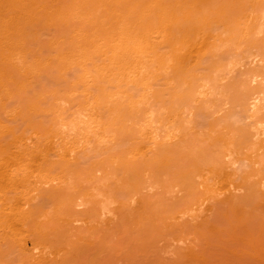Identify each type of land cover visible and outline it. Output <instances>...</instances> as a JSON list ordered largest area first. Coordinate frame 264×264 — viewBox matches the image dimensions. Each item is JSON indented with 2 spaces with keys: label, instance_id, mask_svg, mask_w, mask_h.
<instances>
[{
  "label": "rangeland",
  "instance_id": "obj_1",
  "mask_svg": "<svg viewBox=\"0 0 264 264\" xmlns=\"http://www.w3.org/2000/svg\"><path fill=\"white\" fill-rule=\"evenodd\" d=\"M1 1V6L2 3H6L5 0ZM133 1L135 4L141 5L143 10L151 4V0ZM171 1L162 0L163 6L169 7L173 4V2L170 4ZM26 2H21V5L24 6L15 4L17 10L14 11L21 14L14 11L7 13L4 9L6 4L2 6L4 8L0 6L2 8H0V25L3 22L6 23L7 20L8 22L5 25L7 26L10 23L9 27L0 26V30H6L4 33L0 31L2 33H0V37L4 39H1L0 43V73L4 75L3 72L12 69L9 70V72H12V77L11 74H7L15 82L9 83L5 79L0 85V129L2 131V127L9 128L13 132L12 135L14 134L12 137L15 135L21 137L20 144L17 147L21 148L22 145L23 149L32 150V153H34L33 150H42L44 145L47 144L48 140L46 141V139L51 133L52 135L53 133L57 134L59 138L53 140V144H50L52 150L49 152H46L45 147L43 148L45 153L43 152L42 155H44V161H46L44 165H42L44 163L43 159L40 162V156H38L39 161L38 159L35 161L36 157L34 159L31 157L35 165L34 168L29 167L32 169V173H30L33 174L32 178L29 176L30 174L27 176V172L31 171L26 166V170L28 169V171H25L27 178L30 177L31 180L29 181L32 182L33 180L37 183H32V185L28 181L29 183L26 184L25 182V184L26 186H30L29 184L35 186L37 190L33 191L31 189V192L28 191L32 186L30 188L24 187L27 190L21 188L23 193L28 191L26 196L23 195V199H26V203H28L26 207L34 203V206H31L33 209L29 207V210L33 212L34 207L37 206V211L42 209L43 216L40 211H36L37 213L34 211L32 219L35 221L36 218L39 219L40 223L45 226L51 223L50 226L56 228L48 233V238L60 241L57 246L58 250H61L68 239L75 237L74 235L71 236V232L72 234L74 232V234L78 233V235L76 234V247L83 244L82 249L78 247L81 249H79L80 252L76 250V253L78 252L77 258H74L73 255V258L76 259V263L74 260L75 264H178L179 261L175 260L177 258L175 252H178L179 248V251L181 249L183 251L193 243L199 245L201 236L204 238L203 240L206 236L208 237V233L205 234L206 230H203L205 227L203 223L206 224L209 218H211L208 221L210 223L221 218L223 221L220 222V220V224H225V218L221 217L223 214L231 222L242 216L243 222L246 218L249 219L250 228L264 234V201H261L262 198L261 202L258 201L259 197L258 199L256 197L257 200H255V196L250 195L252 197L251 201V197L249 196L250 199L247 197V192L249 194L251 192L248 191L247 186L252 185L256 179L254 174H257V172L260 175L264 174V150H262L264 144L260 143L259 139L261 138L258 139L259 142L253 140L254 137L250 140L251 135H245L249 134L247 131H250L251 134L255 132L253 128H256V122L264 120V117H262L264 116V109H260L254 115L248 102L245 104L246 98L251 94L261 90L264 91V81H262L264 80V32H262L264 27L261 28V33L255 34L257 28L259 29L257 18L259 13L262 12L261 10H264V0H182L181 5L178 4L173 8L175 21L166 25L164 29L159 27L160 31L157 29L159 24L155 25V18L159 12L156 13V9L155 11L149 9L146 16L149 17V23L154 22L151 23L150 31L135 35L134 41L124 45L126 51L123 52L122 48L116 49L118 42L108 43L102 48L100 54L90 53L88 55L89 59L82 64L74 56L75 51L74 54H69L68 51L70 50L67 51L70 48L68 45H71L73 41L72 38H69L66 27L54 26L50 20L48 21L50 19L48 18L50 17L49 13H51L49 1L29 0L28 2L26 0ZM29 15L30 18H27ZM154 16L155 18H153ZM93 32H90L93 35L87 33V36L90 34L96 38L97 36ZM91 36L86 41L94 38ZM143 36H147V38H143ZM12 41L18 44L11 43ZM69 41L72 43L70 44ZM232 44H235L237 48L234 49L235 47ZM73 48L74 46H71V52ZM59 50H62V56L67 53V57L70 55L71 58H66L67 64H65L64 69L60 70H58L60 67H57L58 55L59 53L61 55V52H58ZM78 52L77 49L76 54ZM102 52L105 53L102 54ZM254 52L260 55L254 54ZM248 54L258 55L257 61L251 63L249 56L247 57ZM72 55L73 57H71ZM114 56H116L113 60L114 64L111 65L109 59ZM7 57L8 59H6ZM56 58L57 64L54 60ZM9 59L11 64H8L10 67L7 69ZM232 60L234 65L230 63ZM235 60L239 62L237 63ZM68 61L70 62L68 63ZM139 61L140 65L138 64ZM226 63L230 68L233 65L234 70L227 71L228 66ZM216 64L224 68L225 72L220 69L222 75L221 72H217L219 66L217 68ZM14 67L17 69L14 70ZM98 69L106 70L96 73ZM25 70L27 74H24ZM30 70L32 71L30 72ZM213 70L216 74L218 73L217 77L219 74L221 75H219L220 82H218L220 87L230 90L227 97L210 96L209 94L198 95V90L201 92L200 81L203 80V76H206L207 73L209 79L216 77V75H212L214 72L210 73ZM255 72L258 75L256 78L258 80L256 82L255 79L254 83H251L249 82L251 80L250 75L255 74ZM118 73L124 75L119 77ZM196 77L199 78V81L196 80ZM249 77L250 80H248ZM192 79L196 81L193 82ZM180 80H183L184 83H181ZM19 81L21 84L23 82L22 89L19 88L21 86H19L20 83L18 84ZM192 82L193 84L197 82L195 84L196 86L199 85L200 89L195 85L192 88ZM182 88L183 92H180L179 89ZM5 89L9 91L6 92L7 94L4 93ZM192 89L193 93L190 92ZM251 90H254V92L252 91L249 95ZM193 94L197 96H195V99L190 98L194 96ZM37 95H40L38 99ZM242 97L246 98L242 99ZM258 97L261 98L262 96L259 95ZM190 101L194 103L192 104ZM33 104H37L38 110L30 112V109H27L31 106H28H33ZM178 104L185 105L181 108V105L178 106ZM188 104L192 105V108ZM259 104L262 105L264 102L261 101ZM262 106L261 108H264ZM246 108H249L250 111ZM82 109H85V111ZM81 110L83 114H88L87 118H77L76 114L82 112ZM70 123L74 125L73 132H68L63 127ZM3 132L4 134L1 135L5 136H0V145L8 146L5 149L8 154L11 149L14 150V145L10 144L13 138L9 132ZM6 133L9 135H6ZM248 136L250 139H248ZM258 145H261V149L256 152V148H259ZM21 149L18 150L21 151ZM225 149L230 150V152L233 151V159L226 160V158L221 157V153H223L221 151ZM11 159L14 160L15 158ZM228 161L234 163L230 165ZM252 161L254 162L253 165ZM37 164V167H39V164L41 165L40 168L44 167L43 174L40 176L42 169L39 168L40 173H38ZM61 169H63L62 174ZM96 170L98 171L96 172ZM221 172L222 174H220ZM223 172L229 175V179ZM61 175H63V179H61V183H63L60 187L64 192L60 190L59 195L65 197L67 193L74 195L76 192L80 195L81 200L75 196L77 194L74 195V199L77 198L76 203L83 204L81 205L83 210L81 207L78 209L74 206L75 202L73 201L75 200H70L73 199L71 194L69 196L72 197H69V200L73 205L70 209H65V206H63V210L60 208L61 205L58 207L60 209L57 210L58 205L55 203L58 202L57 197L48 199L52 198L48 194L52 192L50 190L45 193V190H49L48 186L51 187L50 184L54 186L58 182L57 178ZM54 176H57L56 179H54ZM50 177L55 180L53 183L49 181V179L52 180ZM200 178H202V182ZM42 182L46 183L47 188ZM198 182L202 184L200 185ZM192 183L194 189L191 191ZM203 184L204 187H202ZM250 185L249 190L253 187V185L251 187ZM38 187L42 190L39 191ZM244 187L247 189L242 190ZM35 188L33 187V189ZM51 188L53 189V187ZM197 189L198 191H194ZM175 192L177 193L175 194ZM139 193L140 195H138ZM224 193L226 195H223ZM46 194L47 197H45L48 200L41 197ZM59 195L58 197H60ZM232 196L234 198L235 196H242V198L245 196L248 201L253 202L254 200L257 207L247 201L248 205L246 206V202H244L246 199L243 201L241 198H236L241 199L240 201L244 203L236 202ZM222 197L225 198L222 199ZM27 198L30 199V202ZM65 198L62 199L66 200L68 197ZM146 198L152 203L147 207L145 205ZM228 198L230 201L233 198L236 203L243 206L234 208V212L230 211L232 210L230 209L231 205L226 203ZM51 200L56 201L52 202ZM234 201L233 204H235ZM200 202L201 207L198 205ZM224 202L226 206H224ZM29 203L31 204L29 205ZM218 205L222 206L219 207ZM227 205L230 206L229 209ZM73 206L76 208L77 213H74L76 211L72 209ZM55 207L56 210H54ZM202 207L204 209H201ZM175 208L179 209L176 210ZM214 209H216L215 212ZM62 210L66 211L65 215ZM70 212L74 217L75 215L78 217L81 214L83 215L79 218L83 219L81 222L79 221L80 223H70L71 220L68 221L71 226H76V230L80 228L79 231H87L83 232L85 234L82 236L83 239L80 236L82 241L78 237L82 232L73 230L74 227L71 229L65 219L64 223L66 225L64 227L66 226V228L64 232L62 231L64 228L62 227L63 219L61 217L64 218L69 213L70 218H74ZM35 213L37 215H34ZM78 217L75 219H78ZM244 217L246 218L244 219ZM66 218L69 219L68 216ZM238 221L237 218L236 222L238 223ZM233 222L232 224H234ZM67 225L70 229L67 228ZM212 225L210 224L211 227ZM47 226L49 227V224ZM210 226L208 224L206 228ZM229 226L230 224L228 227L224 225L225 228H229ZM59 227L63 229L60 230ZM220 228H222V225ZM25 229L28 231V225L23 228L24 232ZM223 229L220 231L224 232ZM232 229H229V231L231 232ZM67 230L69 234L68 232L66 234ZM109 232L113 235H110ZM26 236L27 233L25 232L23 240L26 239ZM63 237L65 240L68 237L67 241H64ZM215 237L217 240V235ZM122 238L124 239L122 240ZM236 238L234 240H237ZM28 240L27 238V248L31 246ZM135 240L139 241L140 244L136 245L137 241L134 242ZM239 241H237V244ZM214 242L217 243L218 240H214ZM225 243L222 242L223 245H226ZM234 243L236 244V242ZM116 245L117 247L121 245L118 249L116 247L120 252L114 250ZM193 245L191 247H195ZM227 245L226 248L225 246L224 248L223 246L220 247L221 250L226 249L227 251L230 244ZM232 248L234 249V247ZM226 251L225 258L227 261L222 256V262L225 261L226 264L229 261L227 264H230L235 257L230 258L229 256L235 255H229L230 249V251L228 250L229 253L227 252L229 256H227ZM221 252L224 254V251ZM216 253L214 255L218 260L221 256L217 254L220 256L218 258ZM231 253H233V250ZM127 255H132V258L129 256L128 259ZM239 255L241 257V253ZM210 258L211 261H214L212 264H215L216 260ZM3 260L15 263L16 254L6 255ZM157 261L161 262L157 263ZM222 262L221 264H224Z\"/></svg>",
  "mask_w": 264,
  "mask_h": 264
},
{
  "label": "bare ground",
  "instance_id": "obj_2",
  "mask_svg": "<svg viewBox=\"0 0 264 264\" xmlns=\"http://www.w3.org/2000/svg\"><path fill=\"white\" fill-rule=\"evenodd\" d=\"M1 1V0H0ZM22 1H25L26 2V0H5L4 2H6V3H2V6L3 5H5V8L4 7H2L1 6V3H0V6L2 7V8H4L5 9V11H7V13H9L10 11H14V10H17V9H15L16 7V5L17 4H20V6H24V5H21L22 3ZM28 2H29V0H27ZM31 1V0H30ZM33 1V0H32ZM49 1V5H50V7H51V13H49V15H50V17H48V18H50V19H48V21L50 20V22H52L51 24H53L54 26H59V27H62V26H64V27H66V29L68 30V34H69V38H72V41H73V43L72 42H70V44L72 43V44H74V45H68L70 48L69 49H67V51L68 50H70V51H68V52H70L69 54H74L75 53V55L74 56H76V58H78V60H76V61H78V62H81L80 64H82V63H84L85 61H87L88 59H89V57H88V55L90 54V53H96V54H100L101 53V51H102V48L103 47H105L108 43L110 44V43H114V42H118V46H117V48L116 49H121L122 48V50H123V52L124 51H126V46H124L126 43H128V42H130V41H134V37H135V35H141L142 33H146V32H148V31H150V29H151V27H152V25H151V23H149V17L148 16H146V13H147V11L150 9L151 11H155V9H156V13H158L159 12V14H158V16L155 18V16L153 17V18H155L156 19V21H155V25H158V27H157V29H158V31H160V29H159V27L160 28H162V29H164V27L166 26V25H169L170 23H172V22H174L175 21V15H174V13H173V8H174V6H176V5H178V4H180L181 5V1L182 0H172L171 1V3L170 4H172V2H173V4L172 5H169V7L168 6H166V7H164L163 6V3H162V0H151L150 1V6L148 7V8H145L144 10L143 9H141V5H139L138 3L137 4H135V2L133 1V0H48ZM1 2H3V0L1 1ZM24 3V2H23ZM27 3V2H26ZM35 3V2H34ZM16 4V5H15ZM27 4H29V3H27ZM33 4V3H32ZM36 4V3H35ZM28 6V5H27ZM153 6V7H152ZM0 7V8H1ZM151 7H152V9H151ZM1 8V9H2ZM154 8V9H153ZM100 9V10H99ZM167 9V11H165ZM21 10V9H20ZM99 10V12H97ZM2 11V10H1ZM262 11V12H261ZM261 11H259V12H261V13H259V17L257 18V26L259 27V29L257 28V32L255 33V34H259V33H261V28L262 27H264V10H261ZM14 12H18V11H14ZM19 13V12H18ZM98 13V14H97ZM258 13V12H257ZM19 14H21V13H19ZM23 15H24V13H22ZM261 14V15H260ZM98 15V16H97ZM15 16V15H14ZM28 16V15H27ZM26 16V17H27ZM11 18H12V16H11ZM17 18V17H16ZM27 18H30V15H29V17H27ZM26 18V19H27ZM32 18V17H31ZM151 18V17H150ZM134 21H133V20ZM152 19V18H151ZM259 19V20H258ZM132 20V21H131ZM157 20H159V22H157ZM131 21V22H130ZM152 21V20H151ZM7 22H8V20H7ZM6 22V23H7ZM9 22H10V19H9ZM14 22H15V20H14ZM258 22H259V24H258ZM6 23H2L0 26H3L4 25V27L6 26L5 24ZM154 23V22H153ZM152 23V24H153ZM158 23V24H157ZM10 23H8L7 24V26L9 25ZM6 26V27H7ZM3 27V29H5ZM9 27V26H8ZM7 29V28H6ZM88 29V30H87ZM138 30V31H137ZM256 30V29H255ZM0 31H2V30H0ZM4 31L6 32V30H3L2 32L4 33ZM93 32V33H95L94 35H96L97 37L95 38L94 36V38L91 36V35H93V34H91L90 32ZM137 31V32H136ZM262 32H264V30H262ZM1 33V32H0ZM87 33H90V34H88V36H87ZM2 34V33H1ZM0 34V35H1ZM94 39H89V40H91V41H86V39H88L90 36ZM164 35V34H163ZM6 36V35H5ZM146 38H147V36H145ZM144 36H143V38H145ZM1 37H0V43H1ZM7 39V38H6ZM2 40H4V39H2ZM8 40V39H7ZM103 40H104V42H103ZM8 42V41H7ZM10 42V41H9ZM16 42V41H15ZM17 42H19V41H17ZM226 42V41H225ZM11 43H14V41H12ZM21 43V42H20ZM14 44H18V43H14ZM223 44H225V43H223ZM229 44V43H228ZM4 45V44H3ZM10 45H13V44H10ZM234 47L236 46L235 44H232ZM71 46H74V48L72 49V52H71ZM124 46V47H123ZM221 46H222V44H221ZM237 47H235L234 49H236ZM77 49L79 50V52L76 54V51H77ZM88 50H89V52H88ZM75 51V52H74ZM58 52H61V55H60V53H59V57H58V64L56 63V61H57V58L56 59H54L55 60V63L57 64V67H60L58 70H60V69H64V66H66L65 64H67V59L66 58H70V55H68V57H67V53H64L65 55L64 56H62L63 55V53H62V50H59ZM74 52V53H73ZM138 52V51H137ZM103 53H105V52H102V54ZM256 52H254V54H255ZM256 54H258V55H260L259 53H256ZM258 55H253V54H251V55H247V57L249 56V58H247V59H249L250 60V62L251 63H255L256 61H257V56ZM57 57V56H56ZM71 57H73V55L71 56ZM115 57L116 56H114L113 58H110L109 60H110V62L112 63H110L111 65H113L114 63H113V60H115ZM140 57H141V55H140ZM246 57V56H245ZM6 59H8V57L6 58ZM5 59V61L7 62V60ZM65 59H66V61H65ZM71 59V58H70ZM259 59V58H258ZM108 60V61H109ZM240 60H242V59H240ZM9 62L7 63V66H8V68L7 69H9V63H10V59L8 60ZM70 61H68V63H69ZM220 63H221V61H219ZM219 62H218V64H219ZM224 62H226V61H224ZM228 62H229V60H228ZM233 62V60L230 62V63H232ZM235 62H239L238 60L236 61L235 60ZM138 63V62H137ZM11 64V63H10ZM139 65H140V61H139V63H138ZM218 64H216V67L218 68V66L220 65H218ZM222 64H225V63H222ZM227 64V66H228V63H226ZM233 65H234V63H232ZM236 64V63H235ZM240 64V63H239ZM239 64H237L238 66H241V65H239ZM143 65V64H142ZM215 65V64H214ZM230 65V64H229ZM233 65L231 66L232 68H230L229 66L227 67V71H231V69L232 70H234L233 69ZM237 65H235V66H237ZM56 66V65H55ZM121 66H123V65H121ZM135 66H137V65H135ZM213 66V65H212ZM225 66V65H224ZM254 66H256V65H254ZM6 67V66H5ZM11 67H13V65H11ZM32 67V66H31ZM140 67V66H139ZM138 67V68H139ZM211 67V66H210ZM221 67V68H220ZM226 67V66H225ZM15 68V67H14ZM212 68V67H211ZM228 68H229V70H228ZM17 68H15L14 70H16ZM32 69V68H31ZM210 69V68H209ZM220 69H223L222 71L223 72H225L224 71V68L222 67V66H219V70L217 71L218 73L219 72H221V70ZM10 71L12 70V69H9ZM9 70H7V72L5 71V72H3L4 73V75L2 74V73H0L1 75H0V85H1V82L2 81H4L5 79H7L8 81L7 82H9V83H15L13 80H12V72H9ZM103 69H98L97 70V72L96 73H98V71L100 72V71H102ZM106 70V69H105ZM105 70H103V71H105ZM207 70V69H206ZM226 70V69H225ZM28 71H29V69H28ZM27 71V72H28ZM32 70H30V72H31ZM33 71H34V69H33ZM226 71V72H227ZM214 72V73H213ZM11 74L10 76H8V74ZM26 73V70H25V72H24V74ZM29 73V72H28ZM210 73L212 74V75H216V77L213 79H209V78H207V77H209L208 75H207V73H206V76L204 75H202L204 78H203V80L202 81H200V83H201V85H200V87H201V92H200V90H198L199 92H198V95H200V96H203V95H210V96H220V97H227V95H228V93L230 92V90L229 89H226L225 87H220V83L218 84V82H220L219 81V79H220V77H219V75H218V77H217V74L215 73V70H213L212 72L210 71ZM209 73V74H210ZM232 73V72H231ZM27 74V73H26ZM224 74V73H223ZM228 74V73H227ZM250 74H252V73H250ZM257 74H259L258 72H257ZM122 75H124V74H122V73H118V76L119 77H121ZM212 75H211V77H212ZM221 75H222V72H221ZM220 75V76H221ZM252 75H254V76H252ZM252 75H250L251 76V80H250V77L248 78V80H250L249 82H253L254 83V81H255V79L258 77V75H256V72H255V74H252ZM201 77V76H200ZM206 77V78H205ZM197 78V77H196ZM261 79V78H260ZM259 79V80H260ZM196 80H198L199 81V78H197ZM195 79H192V81L194 82V81H196ZM200 80H201V78H200ZM257 80L258 79H256V82H257ZM181 81V80H180ZM183 81V80H182ZM181 81V83H184V82H182ZM262 81H264V80H262ZM262 81H260V82H262ZM22 82V81H21ZM193 82L191 83L192 85H193V87L192 88H194V85L196 86V84H197V82H195L194 84H193ZM255 82V83H256ZM20 83V81L18 82V84ZM22 84H23V82H22ZM22 84L20 83L19 84V88L20 89H22ZM185 85V84H184ZM183 85V86H184ZM191 85V86H192ZM16 86V85H15ZM18 86V85H17ZM179 87H180V84H179ZM185 87H186V85H185ZM189 87V86H188ZM187 87V88H188ZM196 87H198L199 88V85L198 86H196ZM189 89V88H188ZM191 89V88H190ZM200 89V88H199ZM202 89H203V91H202ZM247 89V88H246ZM258 89H260V88H258ZM8 89H5L4 91V93H8L9 91H7ZM179 90H181L180 92H183L182 90H183V88L182 89H179ZM254 92V90H251L250 91V93H249V95L251 94V92ZM260 91V90H259ZM190 92H194L193 91V89H192V91H190ZM196 92V91H195ZM6 93V94H7ZM186 93V92H185ZM180 94V93H179ZM182 94V93H181ZM9 95H10V93H9ZM184 95H186V94H184ZM194 96L193 97H190V98H192V99H195V96H196V94H193ZM259 95H261L262 97H264V91H260V92H257V93H253V94H251L249 97H247V95H246V97L248 98H246V101H245V104L248 102V105L249 106H251V107H249V106H247V107H249L250 108V110H252L251 112H253L254 113V115H255V113L257 114L259 111H260V109H264V108H261V106L262 105H264V104H259V103H261V101L262 102H264V100H262V99H264V98H260V97H258ZM40 96V95H39ZM38 95L36 96L37 97V99H38V97H39ZM187 97V96H186ZM197 97V96H196ZM244 97H242V99H243ZM244 98V99H245ZM260 98V99H259ZM186 99V98H185ZM192 99H191V101H192ZM175 100H178V99H175ZM179 100H181V99H179ZM239 100V99H238ZM62 101V100H61ZM185 101V100H184ZM190 101V102H191ZM194 101V100H193ZM243 101V100H242ZM192 103V102H191ZM194 103V102H193ZM192 103V104H193ZM243 104H244V102H243ZM142 105V104H141ZM174 105V104H173ZM175 105H177V104H175ZM179 105H181V108H182V106L183 105H185V104H178V106ZM189 106H190V104H188ZM261 105V106H260ZM31 106V107H30ZM186 106H187V104H186ZM192 106V105H191ZM190 106V108H192ZM244 106V105H243ZM28 107H30V108H28L27 110H29L30 109V112L31 111H37L38 110V106H37V104L36 105H34L33 104V106L32 105H29ZM188 107V106H187ZM262 107H264V106H262ZM184 108V107H183ZM249 108H246V109H248L249 110ZM188 110H189V108H187ZM82 110H84L85 111V109H82ZM81 110V111H82ZM184 110H185V108H184ZM249 110V111H250ZM191 112V111H190ZM88 113V112H87ZM253 113H251V114H253ZM18 115V114H17ZM78 117V119H80L79 117H82V118H87V115L88 114H83V111L82 112H80V113H78V114H76ZM140 115V114H139ZM253 115V116H254ZM262 115V114H261ZM260 115V116H261ZM253 116H251V117H253ZM131 117V116H130ZM130 117H128V118H130ZM140 117V116H139ZM255 117V116H254ZM262 117H264V116H262ZM258 118H259V116L257 117V120H258ZM260 119H262V118H260ZM259 119V120H260ZM131 120V119H130ZM253 120L255 121V119L253 118ZM142 122H144V121H142ZM136 123V122H135ZM255 123V122H254ZM257 124L255 125L256 126V128L254 127H252L253 129H255V130H253V131H255V132H253L252 134H251V132L250 131H247V133L249 132V134H245V135H251L250 137H251V139L249 138V136H248V139H250V140H252V138L254 137V139L253 140H257V141H259L260 143H262V144H264V120H262V122L261 121H257L256 122ZM138 124V123H137ZM57 125V124H56ZM260 125V126H259ZM257 126H258V129H257ZM64 128H66V130L68 131V132H73V129H74V125L72 124L71 125V123L70 124H68V125H66V126H63ZM5 128V129H4ZM2 127V131H1V129H0V132H2V133H0V136L1 137H4L3 135H1V134H4V132L3 131H5V132H9V134L11 135V137L14 135H12V131L8 128L7 129V127ZM259 129H261V130H259ZM252 130V129H251ZM11 132V133H10ZM245 132V131H244ZM8 133H6V135H9ZM59 135V134H58ZM60 136V135H59ZM167 137H168V134L166 135ZM165 136V137H166ZM14 137H16V135L14 136ZM14 137H12L13 139V141L11 140L10 141V144H13L14 145V147H13V149L14 150H12L11 149V151H9L10 153H6V151H5V149H7V147L8 146H6V145H0V264H75L76 263V259H74V258H77L76 256H77V253H76V250H78L79 251V249L81 248L82 249V246H83V244H81L80 246H78V247H80V248H78V247H76V240H77V235H78V233H76V234H74V232H73V234H72V232H71V236L72 235H74L73 237V239H74V241H73V239H68V237L66 238V240L64 239V237H63V239H64V241H67V239H68V241L67 242H65L64 243V245H63V247L61 248V250H58L57 249V246L60 244V241L58 242V241H55V239L54 240H50L49 238H48V236H49V232H51L52 231V229L54 228V227H52V225L50 226V224L51 223H48L49 224V227L46 225H43L42 223H40V221H39V219H37L36 218V221L38 220L39 222H36L34 219H32V214L34 213V211L36 212L37 211V209L34 207V211L32 212V210H29L30 208L29 207H33L34 205V203L31 205V206H29L28 207V205H27V207H28V209H26L27 207H26V204H28V203H26L27 201H26V199H23V197L24 196H26V194H27V192L28 191H30L31 192V189L34 191V190H37V188H35V186H32L33 184L32 183H37V182H34L33 180H32V182L31 181H29V180H31V178H32V175L33 174H30V173H32V169H30L31 167L32 168H34L35 167V165H34V161H32L35 157H36V160L35 161H37V159H38V161H39V157L38 156H40V162H41V160L42 161H44L45 160V157H44V155H42L43 154V152L45 151V150H43V148L45 147L46 148V152H49L50 150H52V147H51V145L50 144H53V140H55V139H59L58 138V136H57V134H54L53 133V135H52V133H51V135L50 136H48V138L46 139V141L48 140V142H47V144H45L44 145V147L42 148V150L41 149H38V151L37 150H33V152L34 153H37V154H34V153H32L30 150H26V149H23L22 148V145H21V148L23 149H21V148H19V147H17V145L19 146V142H20V138L17 136L16 138H14ZM259 138H261V139H259ZM172 139V138H171ZM259 139V140H258ZM170 140V139H169ZM49 143V144H48ZM256 143V142H255ZM260 143H257V144H260ZM1 144V143H0ZM9 145V144H8ZM259 146V145H258ZM40 147V146H39ZM261 145L259 146V148H256L257 149V151L256 152H258L261 148ZM38 148V147H37ZM70 148V147H69ZM262 148H264V146H262ZM18 149H21V151L20 150H18ZM255 149V150H256ZM39 150H41V151H39ZM262 150H264V149H262ZM8 151V150H7ZM30 151V152H29ZM36 151V152H35ZM221 152H223V153H221L222 154V158H226V160L227 159H229L230 160V158H232V155H233V151L232 152H230V150H227V149H225V150H222ZM254 152V151H253ZM252 152V153H253ZM5 153V154H4ZM45 153V152H44ZM69 153H71V151H69ZM67 154V153H66ZM72 154V153H71ZM70 154V155H71ZM223 154H224V156H223ZM7 155V156H6ZM10 156V158H9V156ZM36 155V156H35ZM42 155V156H41ZM6 156V157H5ZM67 156H69L68 154H67ZM219 156H220V153H219ZM31 157L33 158V159H31ZM38 157V158H37ZM42 157V158H41ZM11 158H15L14 160H12ZM9 159V160H8ZM63 159H65L64 157H63ZM233 159V158H232ZM31 161H32V164H31ZM232 161V160H231ZM231 161H228L229 163L228 164H230L231 165ZM235 161V160H234ZM27 162V163H26ZM29 162V163H28ZM45 162L46 161H44V163L42 164V165H44L45 164ZM253 162V161H252ZM234 163V162H233ZM232 163V164H233ZM27 164H29V165H27ZM41 164V163H40ZM39 164V167H37L38 166V164L36 165V168H37V170H38V173H40L41 172V174H39V176L40 175H42L43 174V166H42V168H40L41 167V165ZM254 164V162L252 163V165ZM31 165H34V166H31ZM26 166H28V169H30V171L31 172H27V176L29 175L30 177L29 178H27V176H26V172L25 171H28V169L26 170ZM70 166H72V165H70ZM233 166V165H232ZM30 167V168H29ZM39 168H40V172H39ZM64 169V168H63ZM63 169H61V174H62V170ZM96 169V168H95ZM94 169V170H95ZM93 170V171H94ZM98 170H96V172H97ZM95 172V173H96ZM99 173V172H98ZM217 173V172H216ZM220 174H222V172L220 173ZM219 174V175H220ZM223 174L227 177L228 176V179H229V175H227L226 173H224L223 172ZM257 174H258V172H257ZM257 174H254L255 176H256V179H258L257 181H256V179L254 180V183H252V185H253V187H251L252 185H250V187L252 188L251 190H249V185L247 186V188H248V191H251L250 192V194H249V192H247V190H246V192L248 193V196L247 197H249L250 195L252 196V197H254L255 196V200H257L258 199V197L260 198V199H258V201H260L261 200V198H262V200L261 201H264V174H262V175H260V174H258L259 175V178H258V175ZM198 175V174H197ZM218 175V176H219ZM195 176V175H194ZM55 177H57V176H54V179H56ZM253 177V176H252ZM52 180H50L49 179V181H52V183H53V181H55L54 179H53V177H50ZM197 178V177H196ZM255 178V177H254ZM27 179V180H26ZM48 179V178H47ZM61 179H63V175H61V176H59L58 178H57V181L58 182H56L57 183V185H56V183H55V187L53 186V185H51L50 183V186L51 187H53V189L51 188V187H49L48 186V189L49 190H45V193L46 192H49L50 190V192H52V193H48L50 196H52V198L50 197V198H48V199H54L55 197H57L56 199H57V201L58 202H60V203H58V202H55L56 200H53L55 203H57L56 205H58L57 206V210L58 209H63V206H65L64 208L65 209H67V208H71V205H73L72 204V202L70 201V200H75V201H73V202H75V204H74V206H76V207H78V209H79V207H81V209H82V206L81 205H83L82 203H81V199L79 198L80 197V195H78L76 192L74 193V195L75 194H77V195H75V196H77V198H79L78 200L80 201V203L81 204H78V203H76L77 202V198H75L74 199V195L73 194H71V193H67V194H65V197L67 198H65V197H63L62 195L60 196L59 194L61 193V191L62 192H64L63 190H62V188L60 187L61 186V184L63 183H61ZM202 178H200V180H201ZM31 182V184H29L30 186H26V184H28L29 182ZM63 181V180H62ZM206 181V180H205ZM25 182H26V184H25ZM197 182V181H196ZM200 182V181H199ZM198 182V183H199ZM201 182H202V180H201ZM207 182V181H206ZM41 183V182H40ZM43 183V182H42ZM194 183H195V180H194ZM197 183V184H198ZM231 183V182H230ZM256 183V184H255ZM44 185L46 184V183H43ZM200 185L202 184V183H199ZM48 185V184H47ZM192 185H193V183H192ZM199 185V186H200ZM207 185V184H206ZM32 186V187H31ZM46 186V185H45ZM147 186V185H146ZM150 186V185H149ZM232 186H233V183H232ZM235 186V185H234ZM237 186V185H236ZM244 186H246V185H244ZM24 187H27V188H30L28 191H24V193H23V189L24 190H27V188L25 189ZM33 187L35 188V189H33ZM192 187V186H191ZM190 187V188H191ZM198 187V186H197ZM202 187H204V184L202 185ZM225 187V186H224ZM21 188H23V189H21ZM39 188V187H38ZM44 188V187H43ZM46 188H47V186H46ZM189 188V187H188ZM208 188V187H207ZM237 188V187H236ZM246 187H244L242 190H244ZM246 188V189H247ZM20 189V190H19ZM187 189V188H186ZM192 189H194V185H193V187L191 188V191H192ZM195 189H196V187H195ZM199 189V188H198ZM198 189L197 190H194V191H198ZM200 189H201V187H200ZM40 190H42V189H40L39 188V191ZM61 190V191H60ZM178 190V189H177ZM176 190V191H177ZM188 190H190V189H188ZM224 190H226V189H224ZM227 190H229L228 188H227ZM226 190V191H227ZM237 190V189H236ZM239 190V189H238ZM237 190V191H238ZM22 191V192H21ZM183 191V190H182ZM230 191V190H229ZM58 192V193H57ZM134 192V191H133ZM145 192H147L146 190H145ZM178 192V191H177ZM177 192H175V194L177 193ZM224 192V191H223ZM222 192V193H223ZM23 193V194H22ZM35 193H37V192H35ZM44 193V194H45ZM135 193V192H134ZM134 193H132V194H134ZM136 193H138V192H136ZM190 193V192H189ZM192 193V192H191ZM195 193V192H194ZM226 193V192H225ZM223 194V195H226V194ZM228 193H230V192H228ZM244 193V192H243ZM12 196H11V195ZM25 194V195H24ZM60 196V197H58V195ZM73 195V199H70L69 197H72V196H69V195ZM196 194V193H195ZM194 194V195H195ZM235 194H237V193H235ZM240 194V193H239ZM242 194V193H241ZM24 195V196H23ZM64 195V194H63ZM138 195H140V193L138 194ZM187 195V194H186ZM233 195V194H232ZM47 197V194L46 195H43V196H41L42 198H44V197ZM230 196V195H229ZM243 196V195H242ZM242 196H235V198H234V200L236 201V202H240V203H244V202H250L251 204H254V200H253V202H251L252 201V197H251V201L249 200H247L248 198H246L245 196H244V198H242ZM45 197V198H46ZM49 197V196H48ZM138 197V196H137ZM226 198H227V196H225ZM225 197H222V199L223 198H225ZM231 197V196H230ZM229 197V198H230ZM250 197H249V199H250ZM256 197H257V199H256ZM58 198H60V200H58ZM65 198L66 200H63V199ZM228 198V201L226 202V203H230V205H231V208H230V206H228L227 205V207H228V209L230 208V209H232V210H230V211H233L234 212V208H241L242 206H241V204H238V203H236L234 200H233V198H231L232 200L230 201V199ZM236 198H241L244 202H242V201H240L241 199H236ZM39 199V198H38ZM47 199V198H46ZM47 199V200H48ZM70 199V200H69ZM180 199V198H179ZM221 199V198H220ZM25 200V201H24ZM27 200H28V202H30V199L29 198H27ZM146 200H147V198H146ZM225 200V199H224ZM239 200V201H238ZM24 201V202H23ZM52 201V200H51ZM52 201V202H53ZM71 203H69V202ZM78 201V202H79ZM141 201V200H140ZM221 201V200H220ZM235 202V204H233L232 202ZM260 201V202H261ZM132 202H133V199H132ZM148 202V203H147ZM219 202V201H218ZM221 202H223V201H221ZM246 202V203H247ZM138 203V202H137ZM194 203V202H193ZM245 203V205L247 206L248 205V203L246 204ZM31 203H29V205H30ZM60 204V205H59ZM85 204V203H84ZM152 203H151V201L149 200H147L146 202H145V205H146V207L147 206H150ZM181 204V203H180ZM199 204H201V202L200 203H198V205ZM205 204V203H204ZM220 204H222V203H220ZM233 204V205H232ZM62 205V207H60V208H58L59 206H61ZM86 205V204H85ZM215 205V204H214ZM238 205H239V207H238ZM35 206H36V204H35ZM69 206V207H68ZM74 206H73V210L74 211H76L75 209L76 208H74ZM135 206V205H134ZM197 206V205H196ZM200 206V205H199ZM219 206V205H218ZM222 206V205H221ZM221 206H219V207H221ZM224 206H226L225 205V202H224ZM233 206H237V207H233ZM249 206H250V204H249ZM253 206V205H252ZM257 207V205L256 204H254V207ZM31 207V209H33ZM86 207V206H85ZM130 207V206H129ZM173 207V206H172ZM191 207V206H190ZM198 207V206H197ZM201 207V206H200ZM204 207V206H203ZM201 208V209H204V208ZM212 207V206H211ZM211 207H210V209H211ZM233 207V208H232ZM245 207V206H244ZM251 207V206H250ZM145 208V207H144ZM149 208V207H148ZM195 208V207H194ZM205 208H206V205H205ZM253 208V207H252ZM69 209H68V212H69ZM71 209V210H72ZM176 210H178L177 208H175ZM195 209H197V208H195ZM216 209H217V207H216ZM216 209H214V212H215V210ZM254 209V208H253ZM41 210L42 209H39V211L41 212ZM54 210H56V207H55V209ZM64 210V209H63ZM62 210V211H63ZM83 210V209H82ZM129 210V209H128ZM213 210V209H212ZM218 210V209H217ZM224 210V209H223ZM223 210H221V211H223ZM39 211H37V212H39ZM194 211V210H193ZM203 211V210H202ZM201 211V212H202ZM36 212V213H37ZM64 212V211H63ZM66 212V211H65ZM65 212H64V215H65ZM200 212V213H201ZM204 212V211H203ZM202 212V213H203ZM224 212V211H223ZM34 214V215H37V214ZM73 213V212H72ZM74 213H77V211L76 212H74ZM176 213V212H175ZM181 213H183V212H181ZM220 213V212H219ZM218 213V214H219ZM39 215H40V213H38ZM43 214V212H41V215ZM67 214V213H66ZM70 214H71V212H70ZM34 215H33V217H34ZM38 215V216H39ZM82 215V214H81ZM81 215H79V217L78 216H76L75 215V217H74V215L73 214H71V216L72 217H74V218H70V215H69V213H68V215H66V217L68 216L69 217V219L68 218H66V217H61L63 220V228L62 227H59L58 229H60L61 230V228L63 229L62 231L64 232V230H65V228H66V226L64 227V225H66L65 223H64V219H65V221H67L66 223L68 224V225H70L71 226V224H69L68 223V221H70V223H73V222H81V220H83V219H79L80 217H82ZM173 215V214H172ZM186 215V214H185ZM43 216V215H42ZM188 216V215H187ZM200 216V215H199ZM211 216H214V215H211ZM227 216V215H226ZM35 217H37V216H35ZM76 217H78V219H75ZM184 217V216H183ZM182 217V218H183ZM186 217V216H185ZM184 217V218H185ZM193 217V216H192ZM196 217H198L197 215H196ZM221 217H224L225 219H224V221H226V223L229 225L230 224V226H229V228H227L228 227V225L225 223V224H223V223H221L220 224V222H222L223 220L220 218H218L217 220H214L213 221V223H210V222H208V221H210V219L211 218H209V220L207 221V223L205 224V223H203V225H205V227H204V229L203 230H206L205 232V234H207L208 235V237H209V239H208V237L206 236V235H204V236H206V238H205V240H203L204 238H202V236L200 237V234H199V237L201 238V245H200V243H199V245L198 244H194L193 242V244L195 245V247H191L193 244H191V246L189 247V245L187 246V248L185 249V250H183L182 251V249L179 251V249H178V252L176 251L174 254H175V257H177L175 260L178 262V264H212L214 261L212 260L211 261V258L210 257H212V258H214V260H216V258H215V251H217L218 252V250H219V248L221 247L222 248V246H223V248H224V246H225V248H226V245L227 246H229V244H230V246H229V249H227V251H226V249H223V250H221V248H220V250H219V252L218 253H216V255L217 254H219V255H217L218 256V258L220 257V259H218V260H216V263L215 264H221V262L223 261V259L224 260H226L227 261V259L225 258L226 257V255H225V251H226V254H227V252L229 253V251H230V249H231V251L233 250V253H231V251H230V254L229 255H235V256H229L228 254H227V256H229L230 258H233V257H235V258H233V260H232V263H230V264H264V234H262V232H260V231H258V230H256V229H254V228H250L251 227V223H248L249 222V219L248 218H246V217H244V219L246 218V220H244V222H243V217L242 216H239V217H237L238 218V223L236 222V219H234V220H232V222L234 223V224H232V222H231V220H228L227 219V217H225V214H223V216H221ZM171 218L173 219V217L171 216ZM208 218V217H207ZM213 218V217H212ZM242 218V219H241ZM66 219H68V220H66ZM171 219V220H172ZM175 219V218H174ZM200 219V218H199ZM248 219V220H247ZM35 222H34V221ZM51 220H52V218H51ZM206 220V219H205ZM221 220V221H220ZM242 220V221H241ZM187 221V220H186ZM215 221H217L216 223H215ZM220 221V222H219ZM241 221V222H240ZM245 221H247L246 223H245ZM49 222V221H48ZM79 222V223H80ZM177 222V221H176ZM188 222V221H187ZM219 222V223H218ZM235 222H236V225H235ZM78 223V224H79ZM218 223V224H217ZM77 224V225H78ZM183 224V223H182ZM181 224V225H182ZM208 224H209V226H210V224L212 225H214L215 226V224H217L215 227H216V229L218 228V230L216 231V229H215V227L212 225V227L210 226L209 228H206V227H208ZM220 224V225H219ZM28 225V231H27V229H25L26 231V233H27V236H26V239L28 238L29 240H28V242L30 243V247L29 248H27V246H26V239H24L23 240V236H24V234H25V232L23 231V228L24 227H26ZM68 225H67V228H68ZM76 225V224H75ZM180 225V224H179ZM180 225V226H181ZM221 225H222V228H224L223 230H224V232H221L220 230H222V228H220L221 227ZM224 225H226L227 227L225 228L224 227ZM234 225V226H233ZM240 225V226H239ZM243 225V226H242ZM232 226H233V229H232ZM239 226V227H238ZM250 226V227H249ZM72 227H74V225L73 226H71V229H72ZM77 227H79V226H77ZM76 228V226L74 227V229L73 230H75V231H79V229H75ZM220 228V229H219ZM234 228H235V230H234ZM56 228H54V230H55ZM68 229H70V228H68ZM81 229H82V227H81ZM209 231H208V230ZM214 230V232H216L215 233V235H214V232H213V230ZM229 229H232L231 230V232L229 231ZM72 230V231H73ZM175 230V229H174ZM194 230V229H193ZM212 232H211V231ZM81 231V230H80ZM79 231V232H80ZM195 231V230H194ZM221 232V234L219 235V233ZM256 231V232H255ZM67 232H68V234H69V231L67 230L66 231V234H67ZM82 233L78 236L79 237V239L81 240V238L83 239V235H85V234H83V232H84V230H82L81 231ZM85 232H87L86 230H85ZM84 232V233H85ZM127 232V231H126ZM172 232H173V230H172ZM58 233H60V232H58ZM123 233V232H122ZM174 233V232H173ZM198 233V232H197ZM218 233V234H217ZM258 233V234H257ZM109 234L111 235L112 233H110L109 232ZM108 234V236H110ZM121 234V233H120ZM123 234H126L125 232L123 233ZM122 234V235H123ZM180 234V233H179ZM228 234V235H227ZM60 235V234H59ZM61 235H63V234H61ZM65 235V234H64ZM113 235V234H112ZM210 235V236H209ZM217 235V237H218V235H219V237H218V244L216 243V242H214V240L215 241H217L216 240V236ZM222 235V236H221ZM224 235V236H223ZM66 236V235H65ZM80 236H81V238H80ZM121 236V235H120ZM150 236V235H149ZM203 236V237H204ZM147 237V236H146ZM224 237H225V239H224ZM230 237V238H229ZM237 237V238H236ZM61 238V237H60ZM59 238V239H60ZM139 238V237H138ZM210 238H212V239H210ZM215 238V239H214ZM223 239V241H222V239ZM229 238V239H228ZM237 239V240H234V239ZM62 239V238H61ZM78 239V240H79ZM119 239H120V237H119ZM124 238H122V240H123ZM180 239H182V238H180ZM209 240V244H208V240ZM220 239V240H219ZM240 241H239V240ZM70 240V241H69ZM79 240V241H80ZM138 240V239H137ZM137 240H135L134 242H136ZM141 240V239H140ZM149 240V239H148ZM187 240V239H186ZM207 240V241H206ZM82 241V240H81ZM142 241H144V240H142ZM142 241H141V245H142ZM182 241H184V240H182ZM225 241H227V243H225ZM237 241H239V243L237 244ZM123 242V241H122ZM133 242V243H134ZM191 242V241H190ZM206 242V243H205ZM211 242H214V243H211ZM220 242V243H219ZM222 242H223V244L225 243L226 245H223L222 244ZM229 242V243H228ZM234 242H236V244L239 246V248H238V246L234 243ZM86 243V242H85ZM84 243V244H85ZM144 243V242H143ZM182 243V242H181ZM216 243V244H215ZM233 243V244H232ZM78 244H80V243H78ZM136 245H138V244H140V242L139 241H137L136 243H135ZM184 244H187V243H184ZM218 245V246H214V245ZM219 244H222L221 246L219 245ZM241 246H240V245ZM129 245H130V243H129ZM148 245V244H147ZM193 245V246H194ZM121 245H119L118 247H117V245L116 246H114V250L116 249V247H117V249L120 247ZM237 246V248L235 249V247ZM243 246V247H242ZM77 249H76V248ZM177 247V246H176ZM232 247H234V249L232 248ZM242 247V248H241ZM123 248V247H122ZM139 248V247H138ZM140 248H141V246H140ZM213 248H214V250H213ZM217 248V250H215ZM228 248V247H227ZM80 249V250H81ZM116 249V250H117ZM177 249V248H176ZM115 250V251H116ZM137 250H139V249H137ZM229 250V251H228ZM234 250H235V252H234ZM237 250H239V251H237ZM117 251H119V250H117ZM135 251V250H134ZM134 251H133V253H134ZM139 251H141V250H139ZM175 251V250H174ZM220 251H224V254H223V252H221L220 253ZM80 252V251H79ZM120 252V251H119ZM138 252V251H137ZM142 252V251H141ZM238 252V253H237ZM16 254V261H15V263H11V262H7V261H4L3 260V258L6 256V255H9V254ZM75 253H76V255H75ZM241 253V257H239L240 254ZM172 254H173V252H172ZM73 255L75 256L74 258H73ZM212 255H214V256H212ZM128 256V255H127ZM129 256H131L130 258H132V255H129ZM129 256H128V259H129ZM222 256H224V258L222 257ZM127 258V257H126ZM156 258V257H155ZM223 258V259H222ZM229 258V260L231 261V259ZM156 259H158V258H156ZM74 260H75V263H74ZM159 260V259H158ZM174 260V261H175ZM221 262H220V261ZM220 263H219V262ZM161 261H157V263H160ZM164 263V262H163ZM169 263V262H168ZM170 263H171V261H170ZM222 263H224L225 264V261L224 262H222ZM227 263H229V261L227 262ZM226 263V264H227ZM156 264V263H155ZM160 264H162V263H160ZM165 264H167V263H165Z\"/></svg>",
  "mask_w": 264,
  "mask_h": 264
}]
</instances>
